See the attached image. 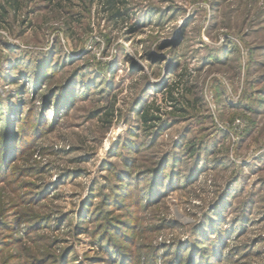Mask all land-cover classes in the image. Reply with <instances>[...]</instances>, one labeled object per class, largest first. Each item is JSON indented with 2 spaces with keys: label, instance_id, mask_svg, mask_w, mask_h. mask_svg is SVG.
I'll return each mask as SVG.
<instances>
[{
  "label": "rangeland",
  "instance_id": "374dc122",
  "mask_svg": "<svg viewBox=\"0 0 264 264\" xmlns=\"http://www.w3.org/2000/svg\"><path fill=\"white\" fill-rule=\"evenodd\" d=\"M119 1L0 0V264H264V0Z\"/></svg>",
  "mask_w": 264,
  "mask_h": 264
},
{
  "label": "trees",
  "instance_id": "16d2710c",
  "mask_svg": "<svg viewBox=\"0 0 264 264\" xmlns=\"http://www.w3.org/2000/svg\"><path fill=\"white\" fill-rule=\"evenodd\" d=\"M120 1L119 0H103V5L107 8L110 7V10L112 11V15L114 17H120L123 15L122 9L120 8ZM142 117L145 121H152L157 120V118L154 117H148L146 114H142Z\"/></svg>",
  "mask_w": 264,
  "mask_h": 264
}]
</instances>
